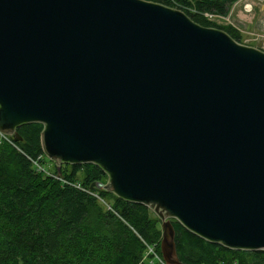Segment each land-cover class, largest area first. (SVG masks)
<instances>
[{"label": "water", "instance_id": "95a60500", "mask_svg": "<svg viewBox=\"0 0 264 264\" xmlns=\"http://www.w3.org/2000/svg\"><path fill=\"white\" fill-rule=\"evenodd\" d=\"M99 165L100 191L235 250H264V49L150 0H0V132Z\"/></svg>", "mask_w": 264, "mask_h": 264}, {"label": "trees", "instance_id": "16d2710c", "mask_svg": "<svg viewBox=\"0 0 264 264\" xmlns=\"http://www.w3.org/2000/svg\"><path fill=\"white\" fill-rule=\"evenodd\" d=\"M185 11L195 22L227 31L244 43L233 25L206 14L228 16L239 0H150ZM44 125L18 127L21 141L0 135V264H161L162 221L146 205L91 187L108 180L93 163L63 164L58 175L46 165ZM39 160L48 171L39 170ZM93 193H97L106 202ZM184 264H264V250H235L206 240L173 220ZM153 259L147 260L148 259ZM158 261V262H157Z\"/></svg>", "mask_w": 264, "mask_h": 264}, {"label": "rangeland", "instance_id": "374dc122", "mask_svg": "<svg viewBox=\"0 0 264 264\" xmlns=\"http://www.w3.org/2000/svg\"><path fill=\"white\" fill-rule=\"evenodd\" d=\"M246 3H250V6H252V10L249 12L244 8L246 5H249ZM239 15H241L243 19H241ZM212 20L220 25L235 26L245 37L244 43H253L254 46L264 49V0H240L232 7L228 16ZM247 31L252 33H247ZM46 165L51 171L52 168H54V163H52V160L49 158ZM152 215L154 218L156 214L153 212ZM147 260L153 261L151 257L150 259L147 258Z\"/></svg>", "mask_w": 264, "mask_h": 264}, {"label": "built area", "instance_id": "2783aa9c", "mask_svg": "<svg viewBox=\"0 0 264 264\" xmlns=\"http://www.w3.org/2000/svg\"><path fill=\"white\" fill-rule=\"evenodd\" d=\"M245 8H247V10H249V11L252 10V6H250V5H246ZM206 15L209 16L211 19H215V18H218V19H220V18H224V16H214V15H211V14H208V13H207ZM0 135H1V138L6 139V140H8L9 142H11V143L13 144V140L10 138L9 135L2 134L1 132H0ZM33 162H34V164L38 167L39 170L47 171L46 168H44L43 165L39 162V160H33ZM47 172H48V171H47ZM93 194H94L95 196L99 197V195H98L97 193H93ZM99 198H100L102 201L106 202L103 198H101V197H99ZM106 204H107V202H106ZM107 207H108L109 209L112 208L110 204H107ZM149 253L153 254L154 259H155V260L157 259L161 264H166L165 261H164V259H163V257L160 256V255L156 252L155 247H149Z\"/></svg>", "mask_w": 264, "mask_h": 264}, {"label": "crops", "instance_id": "0c3cea01", "mask_svg": "<svg viewBox=\"0 0 264 264\" xmlns=\"http://www.w3.org/2000/svg\"><path fill=\"white\" fill-rule=\"evenodd\" d=\"M240 1V0H239ZM246 4H249L250 5V3H246ZM245 8V7H244ZM246 11H248L249 12V10H247V8H246ZM239 17L241 18V19H243V17L241 16V15H239ZM247 33H252V32H249V31H247ZM244 39H245V37H244ZM246 41V40H245ZM248 44H250V45H253L254 46V44L253 43H248Z\"/></svg>", "mask_w": 264, "mask_h": 264}, {"label": "bare ground", "instance_id": "6f19581e", "mask_svg": "<svg viewBox=\"0 0 264 264\" xmlns=\"http://www.w3.org/2000/svg\"><path fill=\"white\" fill-rule=\"evenodd\" d=\"M176 239V238H175Z\"/></svg>", "mask_w": 264, "mask_h": 264}]
</instances>
